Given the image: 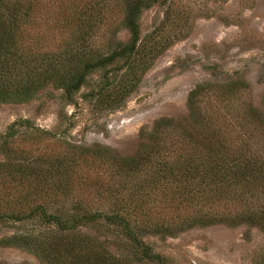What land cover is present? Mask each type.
<instances>
[{
	"label": "rangeland",
	"instance_id": "obj_1",
	"mask_svg": "<svg viewBox=\"0 0 264 264\" xmlns=\"http://www.w3.org/2000/svg\"><path fill=\"white\" fill-rule=\"evenodd\" d=\"M145 1L147 6L142 8L138 18L139 37L130 57L118 56L87 71L84 82L71 96L47 82L29 100L0 101V142L13 122L27 121L25 125H16L15 135L7 138L16 154L7 157L0 154V160L20 163L26 169L30 166L46 169L53 176L43 188L30 176L19 186L24 195L28 194L29 204L42 203L50 211H71L75 203L82 211L97 209L109 213L114 205L110 204L106 193L98 194L94 189L82 190L81 187L83 180L100 185L109 178L108 171L92 164L68 178L61 169L70 153L109 151L114 163L110 171L120 172L121 169L123 172L127 168L118 162L129 157L140 158L139 152L151 150L143 146L151 142L143 138L141 131L150 130L160 119L173 121L183 136L189 135L200 142L210 136L203 123L210 109L219 108L221 119L228 121V127L239 121L236 119L240 117L235 119L233 113L250 112L245 120L249 123L244 125L253 129L252 121H258L259 117L264 119V0ZM121 9L116 7L112 13H106L95 35L84 43L88 53L86 63L99 61L129 41V33L121 22ZM46 10L39 9L44 23L38 16L35 33L44 35V43L49 47L63 44L55 24V18L61 19L63 11L58 2ZM238 82L239 94L231 98L216 96L227 85ZM198 86L204 87L196 100L203 118L197 113L195 117L190 115L189 98ZM225 104L229 105L224 108ZM31 128L48 131V134L39 133L38 139H24ZM260 135L255 149L264 155V132ZM167 153L169 159L174 155ZM151 154L157 156L155 152ZM141 175L136 171L138 185L142 184ZM11 187V182L0 180L2 207L18 197ZM67 187L71 192L61 193ZM39 190L45 195L52 194L38 197L33 192ZM246 202L251 218H237L233 216L235 212H227L220 205L213 223L188 222L166 234L143 231L140 238L150 244L152 251L166 264H264V215L257 216L264 208V195L249 197ZM148 212L158 218L164 212L186 214L187 211L156 204L143 213ZM31 230L38 233L46 227L11 219L0 223V264H42L38 256L23 246L1 243L4 238ZM80 230L109 241L116 235L104 227L98 230L81 227ZM107 245L116 253L114 242Z\"/></svg>",
	"mask_w": 264,
	"mask_h": 264
},
{
	"label": "trees",
	"instance_id": "obj_2",
	"mask_svg": "<svg viewBox=\"0 0 264 264\" xmlns=\"http://www.w3.org/2000/svg\"><path fill=\"white\" fill-rule=\"evenodd\" d=\"M56 2L63 11L61 19L55 18L63 44L53 48L44 43V35L35 33V25L38 16L41 17L39 9L43 8L45 12ZM144 6H147L145 0H0V101L29 100L47 82L71 96L84 82L87 71L118 56L130 57L134 53L139 37L138 18ZM116 7L123 10L121 22L129 33V41L99 61L86 63L88 53L84 43L95 35L106 13H112ZM40 21L44 23L43 17ZM238 84L227 85L216 96L231 98L240 91ZM203 90V86H198L191 92L189 108L193 117L202 112L196 100ZM228 105L225 104L224 108ZM218 109H210L211 113L206 111V118H203L204 114L200 116L205 119L203 123L210 132L206 141L183 136L175 123L166 119L156 121L146 132L142 130L143 138L151 142L143 146L151 150L139 152L140 158L129 157L118 162L127 168L123 172L121 169L120 172L110 171L114 163L109 151L70 153L61 169L68 178L92 164L108 171L109 178L100 185L83 180L81 187L82 190L94 189L98 194L106 193L110 204L114 205V210L109 213L97 209L82 211L75 203H72L71 211H50L42 203L29 204L28 194L24 195L19 186H23L30 176L43 188L53 176L46 169L32 166L26 169L20 163L0 160V180L11 182L14 192L18 193L17 198L5 202L3 207L0 205V223L11 219L46 227L45 231L38 233L31 230L11 235L1 243L23 246L38 256L42 264H166L158 253L152 251V246L140 238V233L166 234L188 222L213 223L220 205L227 212H235L233 216L237 218H251L246 200L264 195V155L255 149L260 133L264 132V119H250L254 130L244 125L249 123L245 120L250 112L233 113L235 119L240 117L236 119L239 121L228 127V121L221 119L223 115ZM26 122L20 119L8 127L1 136L0 154H6V157L16 154L7 138L15 135L16 125H25ZM39 133L48 134V131L31 128L24 139H38ZM167 152L174 153L171 159ZM136 171L140 175L145 173L140 176V185L137 183L139 178L135 177ZM14 181H17L16 185H13ZM67 191L71 192L70 187L61 193ZM33 193L42 198L52 194L45 195L43 190ZM156 204L187 212L163 214L162 211L158 218L151 217L150 212L143 213ZM191 211L195 214L190 215ZM263 215L264 208L257 216ZM81 227L97 230L104 227L116 235L112 241L103 240L82 232ZM110 242H114L116 253L108 248Z\"/></svg>",
	"mask_w": 264,
	"mask_h": 264
}]
</instances>
